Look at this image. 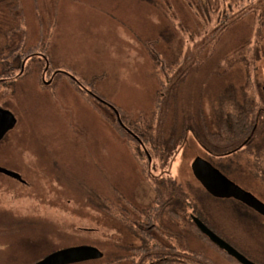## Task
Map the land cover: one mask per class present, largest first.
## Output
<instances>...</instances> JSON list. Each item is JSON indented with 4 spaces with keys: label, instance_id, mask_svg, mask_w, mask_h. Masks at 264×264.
Returning a JSON list of instances; mask_svg holds the SVG:
<instances>
[{
    "label": "rangeland",
    "instance_id": "374dc122",
    "mask_svg": "<svg viewBox=\"0 0 264 264\" xmlns=\"http://www.w3.org/2000/svg\"><path fill=\"white\" fill-rule=\"evenodd\" d=\"M22 2L33 41L38 38L37 15H42L44 30L49 33L46 55L53 69L91 84L102 98L133 117L153 112L159 84L143 42L155 40L156 48L168 54L177 35L174 23L159 9L158 0ZM169 3L185 27L183 44L188 46L195 25L204 32L205 22L197 25L181 0ZM246 25L234 29L218 46L211 63L214 75L202 73L193 78L192 89L200 90L197 97H201L210 122L223 88L232 85L237 97L244 93L240 67L222 73V57L245 38L250 39V62L252 49L254 53L261 44L264 46V33L257 30L252 19ZM257 65L264 74V53ZM43 77L34 70L0 84V110L16 118L15 127L0 143V166L18 173L27 183L0 176V264H36L57 250L82 245L97 248L103 257L77 264H123L124 203L119 195L136 204H150L154 199L142 171L144 166L135 157V144L119 136L95 110V102L67 77H60L54 86H45L51 80ZM177 142L178 153L167 168L171 178L193 199L200 201L201 190L191 163L202 157L264 203V183L250 175L245 163L227 169L222 160L201 147L192 132L181 134ZM55 163L63 167V174ZM154 164L157 173L163 172L156 159ZM50 172L66 179L61 181L64 186L50 181ZM201 197L205 202L204 195ZM108 199L111 207L105 213ZM212 205L228 219L241 220L248 215L260 220L235 201Z\"/></svg>",
    "mask_w": 264,
    "mask_h": 264
},
{
    "label": "trees",
    "instance_id": "16d2710c",
    "mask_svg": "<svg viewBox=\"0 0 264 264\" xmlns=\"http://www.w3.org/2000/svg\"><path fill=\"white\" fill-rule=\"evenodd\" d=\"M181 1L193 15L197 25L202 26L204 20L206 31L200 32L195 25L194 31L190 33L191 43L185 46L183 36L186 30L183 24L178 22L180 18L173 10V5L167 4L170 0H158L159 9L170 22L174 23L177 35L168 54L161 47L156 48L155 40L143 42V46L152 60L153 75L159 84L154 110L148 116L139 114L133 117L125 110L115 106L124 126L136 135L143 145L120 125L109 106L100 103L96 98L86 93L85 88H89L90 91L100 96L91 84L76 77L74 80L72 78L74 75L65 71L62 72L68 74L60 73V70L56 71L51 67L46 55L49 33L44 30L42 15H37L38 38L33 41L22 0H0V84H7L34 70H38L42 76L48 74L53 77V82L49 86L56 85L60 77H67L69 83L74 85L79 92L86 94L95 102V110L110 123L119 136L135 144V157L144 166L142 171L154 190V203L169 204V200L180 199L174 203L189 202L194 209L198 204H202L201 210L195 209L192 213L245 254L248 259L256 264H264V218L259 217L260 221L251 218L240 220L232 217L230 221L227 219L228 221L225 222V220L214 216L218 208L212 205L223 202L209 196L199 183L198 189L203 192L201 194L204 195L205 202L201 197L203 195H199L200 201H197L193 199L192 195H187L182 191V188L170 177L168 164L165 165V169L160 175L155 177V173L152 172L155 165L154 159L167 162V158L170 157L171 161L168 163L172 162L179 149L178 136L189 132H192L198 138L201 147L205 151L210 150L211 153L208 154L215 158L220 159L231 151L235 154L248 152L249 139L247 137L250 132L247 125L251 123L249 109L259 106L250 103L246 94L252 75L247 55L250 39H243L244 41H241L222 57L225 68L222 73L240 67L245 78L242 85L244 93L238 98L235 94L236 89H232V85L223 88L219 94V104L211 122L205 114L201 97H197L200 90L192 89V85L194 84L193 80L197 79L194 77L202 73H207V76L214 75L211 71L212 59L217 56L220 45L224 43L229 33L236 28L246 27V22L249 19H252L255 26L257 25V30L261 29L264 23V0ZM47 64H49L48 68ZM23 65L24 72L20 75ZM55 73L57 74L54 76ZM196 82L198 83V81ZM254 100L257 101V98ZM147 152L151 161H149ZM243 163L247 166L246 162ZM238 164L242 165V162ZM166 173L169 176L165 175ZM250 175L264 183L263 163L252 166ZM162 177L163 179H161ZM160 179L162 180L161 185L155 183ZM212 219L213 221L217 220L218 225L214 223L215 221L212 222ZM135 231L137 234H141L139 227ZM189 232L188 237H184L181 233L173 235L185 239L184 243H181L179 247L175 246V249L189 255V264H240L214 245L201 233L193 221H190ZM167 247L165 244H159L157 249L153 248L150 251H170ZM129 261L130 264L139 263L134 258ZM145 264H149V262Z\"/></svg>",
    "mask_w": 264,
    "mask_h": 264
},
{
    "label": "flooded vegetation",
    "instance_id": "af4514ba",
    "mask_svg": "<svg viewBox=\"0 0 264 264\" xmlns=\"http://www.w3.org/2000/svg\"><path fill=\"white\" fill-rule=\"evenodd\" d=\"M260 30H261V34H263L264 33V23L261 26ZM260 46H261L260 48L257 47V49L254 50V53L252 49V62L249 61L250 68H252V75L250 77L251 79H249L250 81H249L248 86L251 85V88L247 92V97L250 103L252 102L255 105H259V106L251 107L249 109V118H250L251 123L247 125V128L250 132L247 137L249 139L248 152L247 153L243 152V153H238V154L237 153L235 154L232 151L230 153L227 152L226 155L220 158V161L222 160V162L224 163L227 169L229 168L233 169L232 167L234 165L236 166V164H238L239 162H246L247 168L251 171V173H252V166H256V164L263 163V168H264V74L262 73V69L260 70L261 72L259 71L260 66L257 65L260 63V60L262 59V56L264 53V46L262 44ZM46 76H48L51 81L48 83H45L44 85L49 86L53 82V77L49 76L48 74H44L43 78H46ZM252 82L254 83V85ZM85 89L87 91L86 92L87 94H88V91L91 92L89 88H85ZM88 95H91V94H88ZM255 98H257V101L254 100ZM157 161H158L159 166L162 169H165V165L168 164L169 162V161L160 162L159 160ZM0 168L6 169V168H3L2 166H0ZM55 168L59 169L60 174H63L62 172L63 167L59 163H55ZM153 171H155L154 172L155 177L156 175H160L162 173V172L157 173L156 165L153 166L152 172ZM59 173L50 172L49 179L50 181L52 180L55 181L54 183L56 184L64 186V184H61V183L63 182L62 180H66V179H63L61 175H59ZM165 175H168V174L166 173ZM0 176H6V175L3 173H0ZM146 179L148 180V178ZM161 179H163V177ZM161 179L158 182L156 181L155 183H158V184L160 183L161 185L162 183ZM19 182L23 184H27L26 182H24L23 179L22 181H19ZM61 186L59 187V190L62 188ZM203 190L205 191L204 188ZM182 191L186 193L183 189ZM201 193H203L202 191H200V195H203ZM187 195H190V193H188ZM119 196L122 197L123 199L122 202L124 203L123 204L124 206L122 207V210H121V217L123 218L121 225L123 229V238L125 239V246L123 247L122 256L120 258L123 264H130L131 262L129 260L132 258H134L136 261H139L138 264H145L146 262H149V264H189V260H188L189 255L181 252L179 249L178 250L175 249V246L179 247L181 243H184L185 239H182L180 236L174 237L173 235L181 233L183 234L184 237L189 236L190 221L194 222V218L200 219L196 214L192 212L195 211V209L198 211L201 210L203 208L202 204H198L195 207V209L192 208L189 202L185 203L183 201L178 204L174 203V202H178L180 199L178 200L175 199L174 201L169 200V204H165V203L158 204V203H154V199H155V194H154V199L152 200V202L150 204L145 205V204H139V203L136 204V203H132L128 201L124 197V194L123 195L120 194ZM217 200H219L220 202L235 201L243 205L251 213H254L258 217L264 218L263 216H261L260 214L252 210L251 208L247 207L246 205L234 199H217ZM104 206H105L104 212L106 213V210L111 207V203L109 199L105 200ZM219 211H220L219 209L215 211L216 214L214 216L217 218L222 217L221 214H218ZM245 218H251V217L248 215L246 216L243 215L242 219H245ZM107 219H109L108 215H107ZM228 220L230 221V219ZM201 221L208 228H210L213 232H215L211 227H209V225H207V223H205L203 220ZM214 221L212 219V222ZM214 223L217 224V220ZM137 227H139L140 229V233H141L140 235L137 234L135 231V229L137 230ZM159 244H165L166 246H168L167 248L170 249V251H166V252H158L157 250L150 251V249H153V248L157 249ZM82 246H88V245H82ZM57 251H60V250H57Z\"/></svg>",
    "mask_w": 264,
    "mask_h": 264
},
{
    "label": "water",
    "instance_id": "95a60500",
    "mask_svg": "<svg viewBox=\"0 0 264 264\" xmlns=\"http://www.w3.org/2000/svg\"><path fill=\"white\" fill-rule=\"evenodd\" d=\"M49 64H47V68ZM47 70V69H46ZM23 69L20 73L22 75ZM60 73H65L59 71ZM58 73V72H57ZM55 73L54 76L57 74ZM68 74V73H65ZM76 80L75 77H72ZM90 94L96 98L101 103L109 106L111 110L115 113L118 122L124 129L133 135V137L141 144L140 139L134 135L126 126H124L121 116L117 108L105 101L92 91ZM16 118L15 116L5 110H0V142L6 137V135L15 127ZM144 148V146H142ZM145 150V148H144ZM146 151V150H145ZM149 161L151 157L147 152ZM191 171L196 181L205 189V191L216 199H234L247 207L251 208L258 214L264 217V203L259 200L255 195L249 191L244 190L242 187L237 185L226 175H224L219 169H217L213 164L202 157H196L191 163ZM0 173L6 176L22 181L19 174L0 168ZM194 222L198 229L204 234L214 245H216L220 250L226 252L230 257L234 258L240 264H256L255 262L248 259L245 255L239 252L236 248L218 236L210 228H208L200 219L194 218ZM103 254L95 247L92 246H77L72 248L63 249L52 253L51 255L44 258L42 261L36 264H77L91 260L101 259Z\"/></svg>",
    "mask_w": 264,
    "mask_h": 264
}]
</instances>
